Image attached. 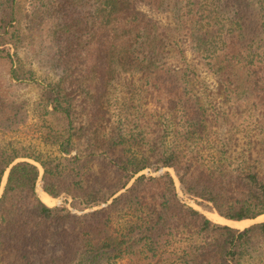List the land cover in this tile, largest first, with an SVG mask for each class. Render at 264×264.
<instances>
[{"label": "trees", "instance_id": "1", "mask_svg": "<svg viewBox=\"0 0 264 264\" xmlns=\"http://www.w3.org/2000/svg\"><path fill=\"white\" fill-rule=\"evenodd\" d=\"M62 1L54 9L62 23L51 33L64 40L67 52L55 62L65 67L44 93L45 136L59 155L0 146V184L9 169L0 196V264H264V222L243 230L214 223L178 198L170 173L134 178L153 166L170 168L184 188L204 189L198 205L220 217L238 222L264 215V133L262 141L255 137L260 148L216 151L209 157L219 165L205 162L199 146L207 141V109L192 78L163 60L168 44L137 7H167L187 48L215 73L223 92L235 103L252 100L264 120V0H90L83 15L86 0ZM18 12L17 0H0V60L13 78L23 42ZM173 51L184 53L176 44ZM68 61L78 64L75 78ZM116 80L131 93L112 99ZM81 95L93 137L87 156L71 155L81 138L75 121ZM148 97L156 109L154 149L142 109ZM17 117L0 101V129ZM18 158L41 166L48 196H70L79 210L106 204L109 186L124 191L91 219L71 215L36 196L37 168L13 164ZM23 169L31 173L27 182L17 180Z\"/></svg>", "mask_w": 264, "mask_h": 264}, {"label": "rangeland", "instance_id": "2", "mask_svg": "<svg viewBox=\"0 0 264 264\" xmlns=\"http://www.w3.org/2000/svg\"><path fill=\"white\" fill-rule=\"evenodd\" d=\"M86 2L87 4L83 8L82 15L87 12L90 0H86ZM60 4L62 8L65 6L62 0H17L18 17L20 18L23 33V42L17 46L16 56L14 57V68L17 69L18 77L13 78L9 72V64L0 60V101L4 105H7V107H10L13 112L18 113V117L8 123L9 128L0 129V146L2 147H15L22 152L32 154L42 153L52 157L59 155L57 146L52 143L51 139L45 136L47 127V122L45 123L46 112L50 110V107L46 104L44 93L47 83L55 82L61 74V70L65 67L62 66L59 69L55 62L58 60L59 55H64L67 52L65 45L62 43L64 40H56L51 33V26L53 24L62 23V19L59 20L61 16L54 11V9L59 11ZM137 7L151 23L155 24L158 31L162 32L163 39L166 45L168 44V47H166L169 53L164 56L163 60L168 65L177 66L176 68L179 69L180 73L192 78V88L197 98H200V102L207 109L205 114L208 120L206 122L208 128L205 132V139L207 141H204L199 146L203 152L204 161L210 165L213 163L214 166H217L219 165V160H214L209 157L210 154H214L216 151L225 152L230 149V152L235 154L242 151L251 152L253 148H260L263 143L255 141V137L262 141L264 120L252 106V100L249 102L242 100L245 102L237 103L231 101L233 97L227 96L219 87V81L215 73L208 70L202 64L199 57L191 49L187 48L186 39L178 33L174 17L167 7L156 10L143 2H138ZM175 44L182 48L183 55L173 51L175 50ZM13 52L14 50H11V53ZM65 65L68 66L66 68L72 76L74 78L77 77L79 67L76 61H68ZM112 90V99L121 93L124 95L131 93L128 83L124 82V80H116ZM82 99L83 95L78 96L77 104L79 105L77 106L75 115L76 125L78 128H81L79 133L81 138L75 141V147L71 155L78 152L87 156V153L91 149L90 144L93 137L91 135L92 129H90V125L88 124L91 121L88 119L84 109V102L81 103ZM143 101L146 102L145 100ZM147 101L149 104H145L142 107V109L147 108V112L143 116L148 121L151 120L147 123L149 129L146 130L152 132V135L148 136V147L154 149L156 145L153 140H155L154 136L157 130L152 128V122L154 121V110L156 109L152 105L153 100L148 97ZM254 143H258L257 146H254ZM143 147L147 148L146 145ZM20 162H28L37 168L38 178L35 182V193L42 201L40 190L44 192L43 169L38 163L27 158H18L13 164ZM262 163V166H264V161ZM164 172L170 173L173 177L177 196L184 204L198 210L210 220L211 214H217L215 211H210L208 207L203 208L198 205L202 201V197L206 194L204 189L184 188L179 183L173 169L160 168L155 170L153 166L139 172L134 178L142 174L157 177ZM18 175V181L27 182L29 181L28 178L31 176V173L24 170L20 171ZM8 176L9 169L5 171L2 177L0 196L6 187ZM116 188L118 187L109 186L104 189L103 197L107 201L106 204L82 210L74 208V199L65 194H61L57 198L49 196L52 201L48 204L42 202L49 207L66 208L70 211L71 215L91 219L93 212L106 207L112 198L120 195L124 191ZM258 220H264V217ZM251 223L252 220L244 224L241 228H233L243 229ZM104 264L107 263L104 262ZM110 264L132 263L128 262V260H123L119 263Z\"/></svg>", "mask_w": 264, "mask_h": 264}, {"label": "bare ground", "instance_id": "3", "mask_svg": "<svg viewBox=\"0 0 264 264\" xmlns=\"http://www.w3.org/2000/svg\"><path fill=\"white\" fill-rule=\"evenodd\" d=\"M40 196H41L42 201L47 203V204L52 201V199L47 194L42 192L41 190H40ZM210 216H211V220L216 222V223L226 224L228 226L236 227V228H241L244 224H246L247 222H250V220H243V221H238V222L230 221V220H226V219L220 217L217 214H211ZM260 217H264V215H262Z\"/></svg>", "mask_w": 264, "mask_h": 264}, {"label": "water", "instance_id": "4", "mask_svg": "<svg viewBox=\"0 0 264 264\" xmlns=\"http://www.w3.org/2000/svg\"><path fill=\"white\" fill-rule=\"evenodd\" d=\"M218 215V214H217ZM262 216V215H261ZM260 217V216H259ZM259 217H257L256 219H254V220H252V223L251 224H254V223H260V222H264V220H258L259 219ZM260 218H262V217H260ZM251 224H249V225H251ZM222 225H226V224H222ZM248 225V226H249ZM228 226V225H227ZM248 226H246V227H248ZM229 227H231V226H229ZM245 227V228H246ZM233 228V227H232ZM236 229V228H235ZM244 229V228H243ZM243 229H238V230H243Z\"/></svg>", "mask_w": 264, "mask_h": 264}]
</instances>
